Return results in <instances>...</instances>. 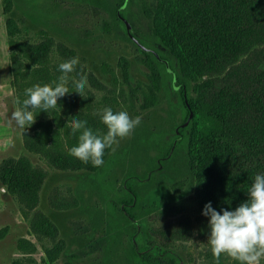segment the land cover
<instances>
[{"label":"rangeland","instance_id":"1","mask_svg":"<svg viewBox=\"0 0 264 264\" xmlns=\"http://www.w3.org/2000/svg\"><path fill=\"white\" fill-rule=\"evenodd\" d=\"M121 13L137 37L153 43V20L144 12L142 0H0V162L5 157L26 155L48 171L39 207L58 225L65 244L54 258L51 240L40 239L33 232L31 212L0 182V264H63L71 254L79 264H170L165 256H156L150 245L157 240L156 226L165 218L199 211L189 156L181 151L157 166L162 147L184 121L178 94L164 65L131 36ZM11 37L66 44L79 57V64H86L109 86L107 92L94 91L91 101L95 106L140 117L133 135L120 141L115 152L109 151L103 167L60 170L25 148L24 128L11 120L23 101L12 85ZM65 61L57 49L50 71L54 73ZM76 80L74 71L68 84ZM88 88L87 83L85 91ZM196 90L191 89L194 97ZM131 178L132 189L140 193L132 202ZM58 184L73 188L80 198L78 207L55 210L50 206L49 192ZM124 206L134 210L137 220L124 212ZM208 239L195 236L177 241L176 263L215 264ZM133 245L137 256L131 250ZM231 262V258L221 257L220 264Z\"/></svg>","mask_w":264,"mask_h":264},{"label":"trees","instance_id":"2","mask_svg":"<svg viewBox=\"0 0 264 264\" xmlns=\"http://www.w3.org/2000/svg\"><path fill=\"white\" fill-rule=\"evenodd\" d=\"M142 7L153 20V43L137 37L133 28L129 32L164 65L184 112V121L162 147L157 166L184 151L196 178L194 194L199 211L161 220L154 231L157 242L150 244L156 256L178 264L174 251L177 241L210 235L209 217L202 215L204 206L211 202L217 211L235 210L248 199L255 176L264 174V0H142ZM10 44L12 85L17 98L23 100L26 89L58 82L61 72L50 71L57 49L65 60L77 57L66 44L53 39L34 43L11 37ZM124 68L129 80V68L126 64ZM75 76H87L91 89H86L85 98L75 92L71 81L68 87L72 92L58 101L56 109L36 112V122L24 128L23 142L29 152L54 168L95 170L98 168L91 162L85 164L69 155L78 145L79 133L73 136L68 123L75 117L87 121L96 134L105 135L107 128L100 115L103 109L91 98L94 91L107 92L109 86L86 64L76 66ZM192 88L197 91L195 97ZM109 151H105L104 163ZM47 175L43 166L26 155L5 157L0 162V182L31 212L33 232L40 239L51 240L50 254L55 258L65 244L58 225L39 207ZM134 186L131 178V202L140 198ZM48 202L55 210H69L80 205V198L70 185L58 184L49 192ZM123 210L137 220L132 208L124 206ZM134 248L131 246L137 256ZM76 257L69 255L63 264H79Z\"/></svg>","mask_w":264,"mask_h":264},{"label":"clouds","instance_id":"3","mask_svg":"<svg viewBox=\"0 0 264 264\" xmlns=\"http://www.w3.org/2000/svg\"><path fill=\"white\" fill-rule=\"evenodd\" d=\"M79 63L78 56L60 63L58 70L62 75L58 82H54L55 86L36 84L26 89L27 98L22 101V107L12 113L11 120L27 129L36 122L38 110L49 112L56 109L58 101L72 92L67 87L69 74ZM87 83V76L74 81L75 92L84 97ZM100 115L107 128L103 136L87 127V121L73 117L68 123L73 136L79 133L78 145L69 150V155L85 164L91 162L97 168L104 165L105 151L115 152L120 141L130 138L141 123L140 117L133 118L126 111L114 112L110 107L104 108ZM247 193L245 202L235 210L222 209V214L213 208L211 202L204 206L202 215L209 217L208 245L215 264H220L222 256L231 258L235 264H264V174L255 176Z\"/></svg>","mask_w":264,"mask_h":264},{"label":"water","instance_id":"4","mask_svg":"<svg viewBox=\"0 0 264 264\" xmlns=\"http://www.w3.org/2000/svg\"><path fill=\"white\" fill-rule=\"evenodd\" d=\"M120 17L125 21L128 30L131 31V29H132V24H131V22H130L125 16H123L122 14H120ZM144 49H146V48H144ZM4 189H5V187H4Z\"/></svg>","mask_w":264,"mask_h":264}]
</instances>
